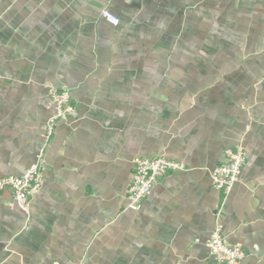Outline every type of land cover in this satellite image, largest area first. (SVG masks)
Masks as SVG:
<instances>
[{
  "label": "crops",
  "instance_id": "crops-1",
  "mask_svg": "<svg viewBox=\"0 0 264 264\" xmlns=\"http://www.w3.org/2000/svg\"><path fill=\"white\" fill-rule=\"evenodd\" d=\"M50 88L76 116L56 124L29 213L0 193V264H219V210L241 264H264V0H0V179L43 149ZM239 145L225 195L210 172ZM144 158L185 169L131 211Z\"/></svg>",
  "mask_w": 264,
  "mask_h": 264
},
{
  "label": "built area",
  "instance_id": "built-area-1",
  "mask_svg": "<svg viewBox=\"0 0 264 264\" xmlns=\"http://www.w3.org/2000/svg\"><path fill=\"white\" fill-rule=\"evenodd\" d=\"M101 17L112 26H117L119 23L118 19L107 11L102 12ZM48 96L51 114L45 124L43 149L35 154L34 162L21 176H7L0 179V193L6 190L10 191L12 201L25 214L29 213L31 197L43 186V154L52 140L56 124L61 120L72 119L76 116L68 91L50 88ZM224 156L225 163L210 172V180L215 190L226 195L239 179L245 163L246 152L239 145L225 149ZM184 169L182 164L165 158L137 159L126 193L127 209L138 211L143 200L150 194L153 185L161 177L167 173ZM220 219L221 210L216 214V223L206 244L209 254L219 264H241L244 251L240 245L226 243L222 235Z\"/></svg>",
  "mask_w": 264,
  "mask_h": 264
}]
</instances>
